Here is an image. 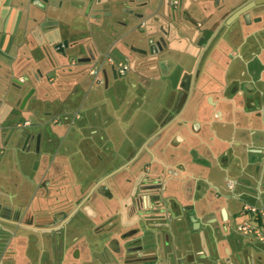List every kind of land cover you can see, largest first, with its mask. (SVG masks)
Listing matches in <instances>:
<instances>
[{"label": "crops", "instance_id": "1", "mask_svg": "<svg viewBox=\"0 0 264 264\" xmlns=\"http://www.w3.org/2000/svg\"><path fill=\"white\" fill-rule=\"evenodd\" d=\"M234 1L241 4L245 0ZM259 2L263 4L264 0ZM39 5L37 0H0V86L9 84L8 76L3 75L10 66L17 69H25L27 65L30 69L41 67L44 50L43 47L42 50L38 49L41 44L38 37L45 28L42 27L45 21L57 22V25L47 28L62 31L61 36L56 38L58 45H64V48L59 49L61 55L68 52L65 49L69 47L68 39L75 35L72 29L76 22L85 26L80 30L85 39L82 47L99 49L96 46L99 43L96 44L95 39L98 37L99 41V37L103 36L100 24L92 21L89 16H83L79 11L68 10L65 5L60 12L44 15ZM257 12L263 13L264 5L252 12L253 20L243 36L238 33L239 25H235L232 30H236V33L232 31L227 39L229 45L237 47L235 57L238 56L232 58L234 62L230 69L223 66L229 59L227 53L211 54L212 62L204 61V64L208 63L219 69L224 67L223 71L227 69L228 76H231L229 84H225L227 91L238 82L237 93L243 94V97L233 94L236 92L233 91L231 98L225 97L223 101L230 100L234 103L236 99L232 98L238 97L242 107H230L227 104L222 108L221 100L216 98L218 95H210L209 100L217 103L218 108L216 114L213 112L209 119H205L189 108L190 93L181 110L177 109L168 120H165L166 114L162 116L161 121L164 123L153 129L144 126L140 130L135 127L131 130L118 129L114 124L108 127L103 118H100L101 126L88 122L85 131L88 136L90 134L89 138H92V133L97 134L92 139L99 151L111 144V149L116 148L117 153L123 157L124 150L129 148L135 153L137 167H147L155 178L158 172L163 174L164 190L157 200L159 208L162 212H167L170 219L165 224L158 223L156 219L151 221L149 239H141L139 243L133 244H127L129 240L119 241L120 249L132 247L131 251L135 255L131 257L133 260L128 261L129 256L127 258L126 255L106 248L101 253L103 255H98L92 261L93 264H106V261H113L114 264H264V248L256 242L254 236H244L237 230L240 224L250 219L243 212L245 205L264 206V16ZM259 17H263V25L256 29L255 21ZM252 29L255 30L250 31ZM27 38L36 42L32 50L25 44ZM112 38L113 43L115 42L112 47L121 46L116 37ZM135 40L132 46L142 45L141 38ZM168 68L167 64L163 67L164 70ZM111 69L108 67L107 73L104 67L100 72L102 80H107L105 84H108L109 71L113 75ZM239 70L244 74L242 80L237 78ZM195 83L193 81V89ZM97 94V90L90 92L85 100V113L88 116L96 113V106L100 102L99 99L96 100ZM28 101L24 107L28 105V118L25 120L31 122V117H35V114L28 113ZM8 112L6 119L9 120ZM110 112L116 114V109L111 108ZM98 118L99 115H96L95 119ZM2 122L0 120L1 130L6 128ZM192 125L196 127L194 131ZM106 134L111 136L108 138ZM157 134L160 137L159 143L154 149L147 151L151 147V140ZM15 137L0 131V154L5 150V153L13 155L11 158L18 169V178L29 181L36 190V180L22 172L19 154H15L18 150ZM155 160H160L161 165L155 164ZM4 181L5 178L0 180V197L3 199L6 195L10 196V190L4 188ZM228 181L233 183L232 190L227 187ZM20 184L16 186L17 195L21 193L18 188ZM192 186L196 187V191L190 193L188 189ZM92 188L95 186L90 189ZM3 199H0V203ZM2 238L0 264L55 263V260L50 261L35 252L26 255L22 252L12 255L2 253L6 247ZM62 261L69 264L67 258Z\"/></svg>", "mask_w": 264, "mask_h": 264}, {"label": "rangeland", "instance_id": "2", "mask_svg": "<svg viewBox=\"0 0 264 264\" xmlns=\"http://www.w3.org/2000/svg\"><path fill=\"white\" fill-rule=\"evenodd\" d=\"M208 12L209 10L206 11V13ZM260 13L257 12V14ZM262 14L264 12L261 13V16H264ZM262 19L263 17H259L255 21L254 28L257 29L258 26L263 25ZM74 26L72 32L75 35L68 39L69 47L65 49L68 50L67 54L61 55L57 49L59 43L56 38L61 36L62 31L45 27L38 37L41 43L38 49L42 50L43 47L44 50L41 67L30 69L27 65L25 69H17L10 66L3 75L8 76L9 84L4 83L0 86V120L3 121V126H6L0 131L16 136L18 152L16 151L15 154H19L22 172L29 178L35 179L37 184H41L35 192L29 181L27 182L25 179L21 181L22 178H18V169L13 163L14 159L11 158L13 155L5 153V150L0 154V157H3L0 160V180L5 178L4 188L10 190V196L6 195L7 197L4 199L0 197L1 200L3 199V202L0 203V210L3 206V208L9 209L10 220L14 219V215H17L18 211H22L25 207L28 209L27 214L32 217L35 223L50 221L53 213L67 212L77 206L88 190L96 184L99 178L96 174L101 168L97 153L100 154L101 151L98 150L99 147L93 143L94 139H92L97 134L92 133V138H89L90 134L88 136L85 131L88 122L101 126L100 118H103L108 127L114 124V127L118 126V129L131 130L135 127L136 130H140L142 126L153 129L164 123L161 121V117L165 114L167 115L165 120L171 118L182 103L178 83L184 71L159 69L157 62L160 60L128 53V45L139 38H126L121 46L114 48L112 47V44L115 43L112 38L114 32L111 30L107 37H99V41L98 37L95 39L96 44L99 43L96 45L99 49L94 50L92 47L85 49L82 47V42L84 43L85 39L80 31L85 26L80 22H76ZM50 30L52 31L48 32ZM232 31L236 33V30ZM34 42L27 38L25 44L32 50ZM128 57H130V61L127 60ZM87 58L90 59L89 62H78L79 59ZM106 58L111 60V63L126 65L129 69L128 73L114 79L109 71L107 74L108 84H105L107 80L106 82H104L105 80H102L101 83L97 82L89 75V72L98 67L99 77L102 78L100 74L102 68L105 67V72L108 73L110 65L109 61H107L108 65L103 62ZM232 62L234 60L226 61L223 66L230 69ZM223 69L207 63L201 64L197 70L198 75L191 92L189 108L197 112L199 107L200 111L197 113L203 116L202 118L209 119L210 111L218 108L212 109L206 105L205 100L210 95H218L216 98L221 100L222 108L227 104L230 107H242L243 105L238 97L232 98L236 99L234 103L230 100L229 102L223 101V98L230 99L232 95V90L229 88L227 91V86H225L226 83L229 84L231 76H228L227 69L225 71ZM240 71L237 73V78L243 77ZM187 72L191 71L187 70ZM237 83L234 85L239 86ZM30 89H34L35 92L30 97L28 113L35 114V117L32 116V123L28 121L30 125L25 126V119L28 118L26 114L28 105L21 109V103ZM95 90L98 92L96 100L99 99L100 102L96 106L95 115L88 116L85 113L84 103L88 94ZM186 98L185 94L183 100ZM111 108L116 109V114H110ZM7 111L10 114L9 120L6 119ZM21 115L23 117H20ZM96 115H99L98 120L95 119ZM157 115H161V117L158 119ZM153 121H157V123L155 124ZM106 135L108 138L111 136ZM38 136H40V140H38ZM99 136H101V132ZM37 140L40 141L38 152L34 150ZM111 148H113L112 145L107 144L105 152H117L116 148ZM105 160L108 163L107 171L121 163L117 159L110 160V154L105 157ZM45 181L48 183L46 190L42 188ZM18 183H21L18 187L21 189V193L17 195L16 186ZM102 205L105 206L104 211H113L116 203L109 201ZM34 211L44 212V214L39 216ZM14 221H18V219ZM91 221L86 220L83 216H77L70 226L59 232L60 237H66L63 243L69 253L66 258H70L69 255L74 249H78L80 253V261L69 259V264H93L92 261L98 255H103L101 253L108 248V240L117 236L113 233L116 230L113 231L110 228L109 230L106 228L98 230L96 225L98 219ZM14 227L10 229V235L16 239L25 235L28 238H38L36 234L20 231L16 226ZM42 236L49 237V235ZM2 237L5 236L0 233V238ZM18 245H21L20 252H22L26 243L19 240ZM32 251L36 252V250ZM128 251L129 248L124 247L120 254L126 255L127 258L135 256ZM2 253H6V250ZM56 260L55 263L52 261V264H66L60 258H56ZM48 263L43 262V264ZM107 263L114 264L113 261H106Z\"/></svg>", "mask_w": 264, "mask_h": 264}, {"label": "flooded vegetation", "instance_id": "3", "mask_svg": "<svg viewBox=\"0 0 264 264\" xmlns=\"http://www.w3.org/2000/svg\"><path fill=\"white\" fill-rule=\"evenodd\" d=\"M90 1L89 9H87L88 2L81 3L79 0H67L66 5L72 11H79L83 16H89L92 21L99 22L104 37L110 35L113 30L114 37L121 44L124 39L130 36L143 39L141 46L129 44L128 53L160 60L157 62L159 69H163L167 64L168 70L184 71L178 83L182 100L180 110L186 101L183 100L185 94L188 96L193 90V81L198 75L199 66L204 64V61L211 63L210 55L214 53H227V59L229 58L227 61L237 58L238 56L235 57L237 47L229 45L227 41L232 29L235 25H239L238 33L243 36L253 20L251 19L252 12L264 5V3H258L257 7L250 10L248 5L251 0H245L241 4H237L235 1L233 5H229L226 0ZM208 10L209 12L206 13ZM127 60L130 61V57ZM107 61L108 58L103 62L108 65ZM109 67L112 68L111 70L114 69V65L111 63ZM187 70L191 72H187ZM188 75H193L191 85ZM114 76L117 78V75ZM239 79L242 80L243 77ZM189 88L190 93H187L185 90ZM237 89L238 85H234L231 88L232 93L236 91L233 94L243 97V94L237 93ZM205 102L212 109L217 107V103L210 101L209 97ZM196 111L199 113L200 108L198 107ZM215 111L211 110L210 112ZM156 117L159 119L161 115ZM153 123L156 124L157 121H153ZM179 124L181 123L179 122ZM191 128L194 131L196 127L192 125ZM159 139V134L154 136L150 143L151 147L149 146L147 151L154 149L159 143ZM38 140H40V136H38ZM38 140L34 146L36 152L40 149ZM100 151L101 155H97V157L101 168L96 174L99 178L94 185L95 188L89 189L82 201L70 211L55 212L52 215V220L35 223L32 217L27 214L28 209L25 207L22 211H18L17 215H14L15 218L11 220L9 209L2 208L0 210V233L5 236L3 239L7 255L20 253L21 245H18L20 240L26 243L24 249L22 248V254L26 255L33 253L32 250H36L35 253L44 256L45 259H65L69 254L65 248L66 245L63 244L66 237H60L59 232L70 226L77 216H83L90 222L98 219L96 224L98 230L102 228L116 230L113 233L118 237L110 238L107 245L110 250L118 253L121 251L120 239L129 240L127 244L139 243L138 241L141 239L151 238V232H149L151 221L156 219L158 223L165 224L170 220L168 213L162 212L163 210L159 208V200H157L164 190L162 173L158 172L155 178L147 167H137L135 153L129 148L124 150L123 157L117 152H105L103 148ZM108 154H110V160H122L110 171H107L108 163L105 160ZM154 163L161 165L160 160H155ZM34 185L37 190L41 186V184ZM47 187L48 183L45 181L42 188L46 190ZM188 190L193 193L196 191V187L192 186ZM109 201H115V209L104 211L105 206L102 204ZM35 214L41 216L44 212L37 211ZM15 219L18 221H14ZM14 226L17 230L36 234L38 238H28L25 235L18 240L10 235V229L15 228ZM42 235H49V237ZM131 248L128 252L133 254ZM69 256L70 260H80L78 249H74ZM130 260L133 258L130 257L128 261Z\"/></svg>", "mask_w": 264, "mask_h": 264}, {"label": "built area", "instance_id": "4", "mask_svg": "<svg viewBox=\"0 0 264 264\" xmlns=\"http://www.w3.org/2000/svg\"><path fill=\"white\" fill-rule=\"evenodd\" d=\"M111 63V60L108 59ZM114 69L116 71V75L119 77H123L128 72V67L124 64H114ZM89 75L96 79L97 82L101 83L102 78L99 77V69L98 67L90 70ZM25 126L30 125L29 122H25ZM227 187L229 190L233 189V183L231 181L227 182ZM243 212L248 214L250 219L248 221L243 222L237 228L238 232L244 236L252 235L255 237L256 242L264 248V206H251L245 205L243 207ZM254 222V223H253Z\"/></svg>", "mask_w": 264, "mask_h": 264}, {"label": "water", "instance_id": "5", "mask_svg": "<svg viewBox=\"0 0 264 264\" xmlns=\"http://www.w3.org/2000/svg\"><path fill=\"white\" fill-rule=\"evenodd\" d=\"M39 2V7H40V11L42 12V14L46 15L49 13H57L60 12L62 9H64V7L66 6L68 8L67 4V0H37ZM81 3L84 2H88L89 5L87 7V9H89V6H91V1L90 0H79ZM209 1H213V0H209ZM216 1V0H215ZM230 1L229 4L233 5L234 4V0H227ZM234 1V2H233ZM258 3L259 0H251L250 4L248 5V7L251 9L257 7V5H259ZM65 5V6H64ZM68 10H71V8H68ZM98 24H100L99 22H97ZM53 25H57V22H53V21H45L42 24V27H49V26H53ZM160 44V43H158ZM58 49H62V45H58ZM90 59H79L78 62L79 63H84V62H89ZM113 75H116V71L115 69L112 70ZM115 77V76H114ZM193 78V75H188V79H189V83L191 85V79ZM187 93H190V88L185 90ZM34 93V89H30L29 92L25 95V97L22 100L21 103V109H23L25 107V104L27 103V101L29 100V98L33 95Z\"/></svg>", "mask_w": 264, "mask_h": 264}, {"label": "bare ground", "instance_id": "6", "mask_svg": "<svg viewBox=\"0 0 264 264\" xmlns=\"http://www.w3.org/2000/svg\"><path fill=\"white\" fill-rule=\"evenodd\" d=\"M22 83V82H21Z\"/></svg>", "mask_w": 264, "mask_h": 264}]
</instances>
